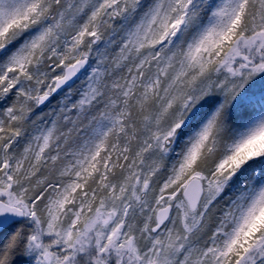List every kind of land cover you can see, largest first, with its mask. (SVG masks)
Segmentation results:
<instances>
[{"label": "snow or ice", "instance_id": "obj_1", "mask_svg": "<svg viewBox=\"0 0 264 264\" xmlns=\"http://www.w3.org/2000/svg\"><path fill=\"white\" fill-rule=\"evenodd\" d=\"M0 264H264V0H0Z\"/></svg>", "mask_w": 264, "mask_h": 264}]
</instances>
